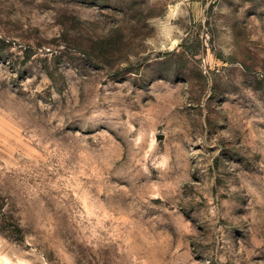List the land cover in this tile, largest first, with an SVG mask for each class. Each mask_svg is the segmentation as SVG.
Segmentation results:
<instances>
[{
    "label": "rangeland",
    "instance_id": "obj_1",
    "mask_svg": "<svg viewBox=\"0 0 264 264\" xmlns=\"http://www.w3.org/2000/svg\"><path fill=\"white\" fill-rule=\"evenodd\" d=\"M0 264H264V0H0Z\"/></svg>",
    "mask_w": 264,
    "mask_h": 264
}]
</instances>
